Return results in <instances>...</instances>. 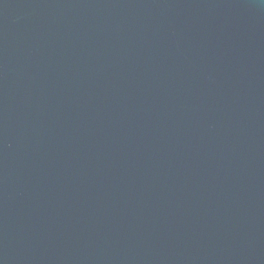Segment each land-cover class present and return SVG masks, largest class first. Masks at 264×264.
Listing matches in <instances>:
<instances>
[{
    "label": "water",
    "instance_id": "obj_1",
    "mask_svg": "<svg viewBox=\"0 0 264 264\" xmlns=\"http://www.w3.org/2000/svg\"><path fill=\"white\" fill-rule=\"evenodd\" d=\"M0 264H264V0H0Z\"/></svg>",
    "mask_w": 264,
    "mask_h": 264
}]
</instances>
